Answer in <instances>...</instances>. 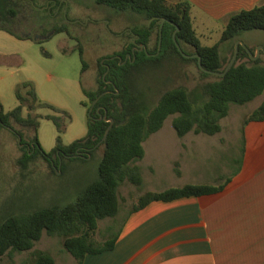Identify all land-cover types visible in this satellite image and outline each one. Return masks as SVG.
Segmentation results:
<instances>
[{
  "label": "trees",
  "instance_id": "obj_1",
  "mask_svg": "<svg viewBox=\"0 0 264 264\" xmlns=\"http://www.w3.org/2000/svg\"><path fill=\"white\" fill-rule=\"evenodd\" d=\"M94 2L108 6L116 12L145 20V24L138 25L140 28L137 32L141 43L146 46L147 53L137 52L134 54V61L131 62L130 58L122 64L126 54L130 52L131 46L128 45L122 54H119L120 59H109L99 63L96 89L82 90L90 103V106H87L85 101L82 102L87 108V114L92 102L102 93L105 94L98 99L91 117L87 118L86 134L68 145H64L61 140V135L65 131L62 116L68 117L67 113L40 102L30 82H25L17 88L16 97L19 105L14 109L5 112L0 105V127L14 130L13 134L21 138L20 145L24 144L23 135L15 125L34 131L33 141L29 145L34 144L38 148L33 150L32 147L29 149L26 147L23 159L18 161L24 169L27 167L26 162L36 153H40L47 161L54 156V166L58 169L59 162L62 168L63 161L70 159L67 156L79 152L92 158L100 147L104 149L106 146L98 161L97 178L80 192L74 202L64 206L44 207L24 217L7 216L0 222V264L6 255L32 250L44 233L50 237L62 238L64 250L74 258L76 264H82L87 254L112 250L121 228L119 225L114 230L120 212L119 187L126 182L136 188L142 185V171L138 165L144 157L142 144L162 128L168 117L173 116L172 128L179 138L189 132L214 136L221 131L220 121L228 115L230 105L243 106L262 96L259 106L243 123L264 121V60L258 58L252 61L241 46L235 65L223 77L204 73L197 66L201 76L212 79L201 85L200 93L195 98H192L191 92L185 87H178L164 91L154 104L148 103L144 86H141L143 82L137 76L140 70L155 67L156 63L161 64L159 62L171 60L174 56L184 61H194L197 65L196 58H184L175 47L172 39L175 26L179 29L175 38L181 49L188 45L194 50L193 53H187L185 50L183 52L187 55L198 54L205 69L222 72L229 62L222 58L218 45L204 46L200 43L193 28L190 3L180 1L170 5L166 0H94ZM32 4H34L32 0H0V29L19 37L16 30L21 24L47 25L49 19L30 10ZM163 18L175 26L169 22L163 24L160 52L157 56H149L148 54L157 52L159 27ZM149 20L152 21L148 25ZM154 28L156 38L153 48H150L149 36ZM250 30L264 31V0L251 10H242L228 17L220 42L232 43L230 58L239 33ZM57 31L61 32L63 29L59 28ZM248 48L254 52L252 48ZM79 56L83 70L85 62L81 51ZM261 56L264 54L261 53ZM104 73L106 75L103 77ZM21 89L26 90L25 94ZM26 106L33 110L38 107L49 108L60 114L43 116L54 123L57 132L55 147L47 154L41 152L36 134L38 120L42 116L32 112L24 115ZM99 106L102 109L97 111L96 107ZM105 111L106 118L113 119V125L103 140L109 122L98 118L104 116ZM175 172L179 174L177 169ZM227 182L228 178H225L224 182L215 185L186 184L160 192H146L138 197L137 204L133 205L131 210L142 209L152 201L167 202L216 194L224 190ZM104 219L111 220L106 227L109 237L98 243L93 239V235L98 228V222ZM34 264L56 262L49 253L37 251L34 254Z\"/></svg>",
  "mask_w": 264,
  "mask_h": 264
},
{
  "label": "rangeland",
  "instance_id": "obj_2",
  "mask_svg": "<svg viewBox=\"0 0 264 264\" xmlns=\"http://www.w3.org/2000/svg\"><path fill=\"white\" fill-rule=\"evenodd\" d=\"M32 1L34 4L30 10L47 17L49 23L44 26L21 24L23 28L16 30L19 37L0 29V105L5 112L14 109L19 105L17 88L30 82L40 102L67 113L68 117L62 116L65 131L61 140L64 145H68L86 134L88 114L82 102L85 101L87 106L90 103L82 90L96 89L99 63H104L110 56L122 54L130 36L129 31H136L134 28H140L138 25L145 24L146 21L134 15L116 12L108 6L98 5L94 0ZM180 1L184 0H166L170 5ZM191 18L200 43L204 46L218 45L222 58L230 60L232 43L220 42L228 18L207 17L196 5H191ZM59 28L63 31H57ZM26 33H32L31 37L24 38ZM155 38L154 28L149 36L150 48H153ZM237 40L255 50L258 46H264V31H243L239 33ZM184 50L187 53L194 51L188 45H184ZM80 51L85 62L83 70ZM258 58L264 60L261 54ZM159 63L161 64L156 63L155 67L140 70L137 75L143 82L141 86H144L149 104H154L164 91L178 87H185L191 92L192 98H195L200 93L201 85L212 79L201 76L194 61H184L174 56L171 60ZM21 92L25 94L26 90L21 89ZM261 101L262 96H259L243 106L230 105L228 115L220 121L221 131L214 136L194 132L185 135L203 137L209 141L219 139L221 143L230 141L228 146L204 147V152L198 157L190 158L191 166L196 171L199 168L203 180L208 181L213 174L219 173L222 183L228 178L230 170H235L241 157L243 121ZM35 109L26 106L23 114L32 112L42 116L38 120L36 134L41 152L47 154L55 147L57 132L54 123L43 116L60 114L49 108ZM172 119L173 116L168 117L162 128L149 138H164L168 147H172L173 140L177 138L172 128ZM15 128L23 135L22 145L13 134L14 130L0 127V222L7 216L24 217L44 207L72 203L97 178V166L103 147L92 158L90 155L80 154L84 156L83 159H65L62 168L59 162V169L54 166V156L47 161L40 153H36L26 162L27 167L22 168L18 161L23 159L26 145L33 141L34 131L17 125ZM165 157L166 160L163 157L159 162L161 175L164 177L157 178L159 186L170 181L167 178L169 168L167 156ZM139 163L147 170V160ZM153 185L145 182L136 188L126 182L119 187L120 212L114 230L132 206L137 204L138 197L144 192L152 191ZM110 223V219L98 222L93 235L96 242L102 243L109 237L106 227ZM62 242V238L50 237L44 233L32 250L6 255L1 264H34V254L37 251L49 253L56 264H76L74 258L64 250Z\"/></svg>",
  "mask_w": 264,
  "mask_h": 264
},
{
  "label": "crops",
  "instance_id": "obj_3",
  "mask_svg": "<svg viewBox=\"0 0 264 264\" xmlns=\"http://www.w3.org/2000/svg\"><path fill=\"white\" fill-rule=\"evenodd\" d=\"M184 1L196 5L213 19L228 18L263 2ZM31 34L26 33L24 38ZM241 131V157L235 170H230L223 191L167 202L152 201L137 211L131 208L120 224L114 248L87 254L82 264H264V121L243 123ZM166 142L164 138L151 137L142 144L144 157L141 161H148L147 170L138 162L142 184L155 185L147 192L221 182L219 173L213 174L208 181L203 180L199 168L196 171L191 166L190 158L198 157L204 147L228 146L230 141L221 143L219 139L209 141L203 137L184 136L174 139L170 148ZM165 155L170 181L159 186L157 178H164L159 162L163 157L166 160Z\"/></svg>",
  "mask_w": 264,
  "mask_h": 264
},
{
  "label": "water",
  "instance_id": "obj_4",
  "mask_svg": "<svg viewBox=\"0 0 264 264\" xmlns=\"http://www.w3.org/2000/svg\"><path fill=\"white\" fill-rule=\"evenodd\" d=\"M152 20H149L148 22V25L150 24ZM165 22H169L170 24H172L173 26H175V24H173L172 22L168 21L167 19L163 18L161 20V24H160V27H159V39H158V48H157V52L155 54H148L149 56H157L160 52V49H161V43H162V26ZM178 27L175 26V30L173 32V35H172V39H173V42L175 44V47L177 48L178 52L186 59L188 58H196L197 59V66L198 68L204 72V73H207L209 75H215V76H219V77H223L236 63V60H237V56H238V52H239V46H241L243 49H245V51L247 52V54L249 55L250 59L252 61L256 60L258 58V56L263 53L264 54V47L263 46H258L256 47V49L254 50V52L252 53L248 47H246V45H244V43L241 41V40H237L235 43H234V49H233V53H232V56L229 60V62L227 63L225 69L222 71V72H218V71H211V70H207L205 69L202 64H201V58L198 54H193V55H187L186 53L183 52V50L181 49L180 45L177 43L176 41V33L178 31ZM141 50H143L145 53H147V50H146V47L144 44H142L141 46ZM129 58H132L131 59V62L135 60V56L134 54H127L125 60L123 61L122 64H125L126 61L129 59ZM120 59V58H119ZM102 63V62H101ZM106 75V73H104L103 77ZM105 93H102L99 97H97L91 104V107L89 108V111H88V116L91 117V112H92V109H93V106L96 104V102L98 101V99L103 96ZM98 111V109H97ZM99 120L100 119H103L105 122H109V126L107 127L106 131H105V134H104V138L103 140H105L111 126L113 125V119L112 118H106V111L104 112V116L98 118ZM20 141H21V138L18 136V143L20 144ZM36 147L38 148V146L36 145ZM106 146L104 147L103 151L105 150ZM81 153L77 152L75 155L73 156H67L68 158H72V157H83L80 155ZM88 156V155H87ZM60 168V166L58 167V169Z\"/></svg>",
  "mask_w": 264,
  "mask_h": 264
},
{
  "label": "flooded vegetation",
  "instance_id": "obj_5",
  "mask_svg": "<svg viewBox=\"0 0 264 264\" xmlns=\"http://www.w3.org/2000/svg\"><path fill=\"white\" fill-rule=\"evenodd\" d=\"M134 29H136V31L135 30H130L129 31L130 36L128 37L126 47L128 45H130L131 47H130V52L127 53V54H135L137 52H139V53L143 52V50H141V47H140L142 45V43H141L140 37L138 36V32H137L138 28H134ZM127 54H126V56H127ZM126 56H125V58H126ZM115 58H120V57H119V55H113L111 57L106 58L105 60L108 61L109 59L112 60V59H115ZM93 108H94V106H93ZM96 109H102V107L99 106V107H96ZM26 147H27V149L32 147L33 150H35V148H37L34 144H31V145L27 144Z\"/></svg>",
  "mask_w": 264,
  "mask_h": 264
}]
</instances>
